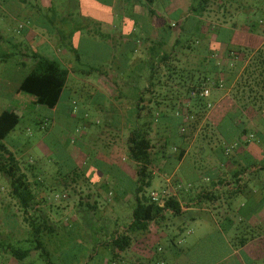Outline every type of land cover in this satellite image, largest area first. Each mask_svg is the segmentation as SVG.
I'll use <instances>...</instances> for the list:
<instances>
[{
    "label": "trees",
    "instance_id": "obj_1",
    "mask_svg": "<svg viewBox=\"0 0 264 264\" xmlns=\"http://www.w3.org/2000/svg\"><path fill=\"white\" fill-rule=\"evenodd\" d=\"M154 1L140 0L134 3V27L130 38L126 39L132 43L129 46L132 53H139L140 47H144L146 54L144 58L133 54L131 66L124 71L137 72L146 63L152 73L143 86L139 82L135 85L139 90L138 97L131 99L134 109L127 113L126 118L127 153L137 164L131 223L111 231L107 229L106 234L100 238L106 254L105 250H101L99 257L91 260L89 264H132L126 260L128 251L139 235L149 229L152 222L163 220L166 211L174 217L187 215V212L182 211V203L177 196H169L164 204L160 205L153 201L145 190L152 184L156 159L173 157L172 152L168 151L170 140L176 137L182 139L181 146L176 147L180 151L175 153L177 160H180L185 153V146L194 139L201 122L210 110V95L203 94L206 88L211 90L227 87L235 81L234 89L237 93L234 92L233 98L240 108L235 107V104L223 120L214 126L213 135L220 137L221 142L224 141L221 145L222 155H233L232 149H228L229 145L234 148L235 144L246 146L252 137L257 138L262 136L260 133L264 134V0H249L248 4L235 0H195L187 10H181L177 18L164 17L161 25L156 23L158 15L149 4L153 5ZM126 5L123 0V11L128 9L124 8ZM213 10L222 11V19H207V14ZM248 10L256 14V19L249 17ZM235 12L248 15H241L244 26L242 31L239 30L237 21L229 24L228 18H232ZM140 20L145 22L149 29L147 35L136 33ZM62 36L66 35L59 36L61 43L64 40ZM8 39L12 41V37ZM21 55L29 58L32 64L29 71L20 77L21 81L14 96L20 93L28 94L33 97L34 104L54 109L61 101L73 66L68 68L60 60L34 49L31 54L21 50ZM191 56L200 59L196 64L201 66L189 67L187 62ZM11 57L12 52L6 51L3 55L5 62ZM225 59L229 60L228 64L224 62ZM247 60L248 63L242 68ZM23 61L22 65L27 67L26 60ZM95 70L101 72L102 68L92 67L87 73ZM111 70L106 69L105 76H109ZM239 73L240 76L236 79ZM103 96L106 98L105 94ZM27 103L28 100L21 99L16 108L5 109L0 114V172L9 180L10 196L17 202L24 221L28 224L29 231L24 241H37L35 248L23 250L9 247V252L18 261H24L34 249L42 250V254L49 258L54 256L53 246L60 235V222L57 223L51 216L52 209L58 206L49 203L43 195L40 196L41 192L39 193L36 187L42 188L43 182L38 181L37 176L34 181L30 180L29 171H34L33 164H24L18 156V151L13 150L11 144L4 141L18 126L23 115L20 107ZM113 105L112 103L111 106ZM250 106L258 108L262 114L254 125L242 112ZM45 121H40L41 126H46ZM158 122L167 124L169 131L166 135L156 138L154 130ZM238 191L236 188L230 193L236 194ZM199 199L213 201L217 196L202 194ZM234 229L236 234L229 244L230 251L244 246L250 239L249 235L237 233L241 230L238 226ZM218 234H221V231H218ZM170 242L171 247L175 243L173 238ZM220 244L222 247V242ZM97 245L98 243L94 246L95 249ZM84 249L81 252L86 255ZM225 250L224 247L221 248V252ZM163 254L160 252L154 256L155 264L165 263L167 259ZM76 255L74 254L68 263L61 264H80L82 258L86 257L78 258ZM222 259L219 257L213 264H237L236 259Z\"/></svg>",
    "mask_w": 264,
    "mask_h": 264
},
{
    "label": "rangeland",
    "instance_id": "obj_2",
    "mask_svg": "<svg viewBox=\"0 0 264 264\" xmlns=\"http://www.w3.org/2000/svg\"><path fill=\"white\" fill-rule=\"evenodd\" d=\"M124 1L127 3L124 8L128 9L123 11L121 9L123 0H118L116 16L111 19L109 14L100 11L95 12L94 3L88 2V0H53L54 8L60 6L62 9L66 7L69 10L80 5V8H77L79 17L75 18L74 22L89 25V29H92L95 35L91 36V34L86 33L83 35L62 36L64 40L61 43L60 51L72 58L73 65L66 91L62 96V106L67 108L70 103L71 110L74 113L66 114L67 109L66 112H56L46 106L33 104V97L22 93L25 96L23 100H28V103L20 107L23 112L22 118L15 130L4 140L7 144L18 147L16 149L18 156L24 164H33L34 171H29V175L33 181L36 179L33 174L41 178L43 186L41 185L42 188L36 187V189L39 193L42 192L49 203L58 206V208L54 207L51 212L57 223L60 221V235L53 246L54 256L49 258L42 254V250L37 251L34 249L33 253L24 262L20 261V264L32 262L36 264L68 263L72 256L77 254L90 240L93 241L97 237L102 238L107 229L111 231L120 228L125 224L127 216L131 213V205L135 202V195L129 197V194H114L107 187L101 189V196L96 195L94 197L89 194L91 190L95 191V185L110 180L109 175L112 171L105 164L104 154L102 153L108 151L107 144L112 141L110 137L115 134L117 120L122 117V114H115L112 108L120 102L124 104L125 101L112 99L111 102L114 105L111 106L108 98H104L103 92L108 89L113 97L120 95L126 98L130 95V90L137 94L139 90L136 89L135 85L139 82L143 86L147 78L152 75L151 69L146 63L137 72L124 71L131 66L133 54L139 58H144V54H146L144 47H140L139 53H132L129 47L132 43L126 40L130 38L134 27L132 18L134 3L140 0ZM235 1H243L248 4L249 0ZM194 2L195 0H157L153 5L152 3L149 4L158 15L156 23L161 25L164 17L175 19L180 15L181 10H187ZM247 13L250 14L249 17L256 19V14L253 11L248 10ZM81 14L85 15L84 19L81 18ZM240 14L246 15L244 12ZM56 15L60 17L59 19L65 16L63 13ZM241 15L235 12L232 18H228V21L229 24L237 21L239 30L242 31L244 26H242L243 18ZM222 17V11L213 10L207 14V19H222ZM139 22L140 25L137 27L136 33L147 35L149 29L145 26V22L142 20ZM136 24L135 26H137ZM84 30L89 32L87 28ZM6 33L4 52L0 43V102H3L7 109L13 102V95H15L20 77H23L29 71L31 64H28L27 67L18 64L21 57L22 61L24 60V56L14 50L12 41L8 39L16 34L10 31ZM36 37L40 39L41 36ZM26 44L22 45V51H28V54H31L32 49L27 42ZM6 51L12 52V57L4 65L3 53ZM125 53L127 58H125ZM26 60H28L27 57ZM199 60L196 56H191L189 62H187L188 66H201L196 64L199 63ZM92 67H98V69L101 67L102 71L95 70L88 74L87 72ZM106 69L108 71L112 69L109 72V76L112 77L111 82L105 79L104 71ZM217 91L220 93V90ZM215 92L216 89H211L210 95L214 94L218 98L217 96L220 94L216 95ZM99 107L104 110L98 112ZM85 111L89 113L86 118H84ZM127 112L124 113L126 118L128 116ZM205 118L200 124V126H203L201 131L199 126L196 133L198 147H201L206 139L211 138L215 141L218 137L213 135L215 129L212 121ZM41 120H46L48 124L41 126ZM109 121H112L110 126L108 125ZM86 123L88 124L86 125ZM157 129L159 128H155V133L163 132L161 129L156 131ZM125 133L128 134V131H125ZM156 171L158 174L162 172V170ZM158 174L153 177L151 186L146 187V194L153 189L161 191L162 181ZM9 191V180L0 172V197L5 196ZM226 199L229 201L228 205L231 208L229 211L230 217L235 221V210L241 204V197L236 196L232 199ZM100 200L101 203H104V206L94 208L95 201ZM206 203L210 204V201H200L199 205L203 209ZM2 212L3 209L0 205V216ZM193 214L204 225L192 224L193 226H191V224L184 223L181 226L182 229H180L176 225L179 222L177 217L169 216V220L162 221L161 227L167 233L162 243L169 250L170 239L175 236V251L179 248L185 250L184 253L177 252L183 260L185 259L186 264L215 262L218 260V256L221 255V237L216 233L215 226L211 227L213 225L211 212L205 209L190 212L186 222L191 220L189 218ZM221 221L223 224L224 219ZM189 227L194 228V233L187 234ZM14 229L11 224L0 226V233L2 234L0 235V264L4 261V255L12 257L10 252L5 254L3 248L9 249V247L14 246L24 250L37 246L36 240L30 243L23 239L17 243L12 242L4 232L16 233ZM206 232L209 234L205 235Z\"/></svg>",
    "mask_w": 264,
    "mask_h": 264
},
{
    "label": "crops",
    "instance_id": "obj_3",
    "mask_svg": "<svg viewBox=\"0 0 264 264\" xmlns=\"http://www.w3.org/2000/svg\"><path fill=\"white\" fill-rule=\"evenodd\" d=\"M88 2L94 3L95 12L100 11L109 14L111 19L116 16L115 13L117 12L118 0H88ZM155 2H157V0H155L154 3ZM122 3L123 2H121V5ZM77 8H80V5L76 8H70L69 10L66 7H63L62 9L60 6L54 8L53 0H0V43L3 52L6 42V32L10 31L13 34H16L15 36H12V44L14 50L20 55L22 45H27V42L32 50H40L41 53L52 56L60 60L64 66L71 68L73 66L72 58L61 53V41L59 36L83 35L86 33L95 35V32H93L92 29H89V25L74 22V19L79 17ZM60 13L65 15L62 19H59L60 17L56 15H60ZM81 18L84 19L85 15L81 14ZM86 28L89 32L84 30ZM36 36L41 37L38 39ZM24 59L26 60V57H24ZM141 60L142 59H140V61ZM26 62L27 64H32L29 58ZM224 62L228 64L229 60L225 59ZM247 63L248 60L245 61L242 68H244ZM3 64L5 65L4 58ZM18 64L22 66V57ZM239 76L240 73L237 75V78H235L238 79ZM105 79L111 82L110 76H105ZM20 81L21 79L18 81L17 88ZM234 84L235 81H233L231 86L214 88L216 89V95L219 93L217 90H220V97L217 96L218 98H216L214 94L210 95L212 96L209 101L210 110L205 119H210L214 126L218 125L220 121L223 120L226 113L231 111L235 104V107L238 109L240 108L233 99V94L235 92ZM65 91L66 88L64 89L62 96ZM105 91L106 92H103V94H105L106 99L108 98V101L111 104L112 99L125 101L124 104L120 102V104L113 108L115 114H122V117L117 120L115 134L114 136L111 135L110 139H112V141L107 144L108 151H103L104 153H102L104 154L103 158L105 164L112 171L109 175L110 180L109 182L107 181L106 183L95 185V191L91 190L89 194H92L94 197H96V195L101 196V189L107 187L114 194H129V197H132L136 190L137 164L129 158L127 153L126 139L128 134H126L125 131L128 130L126 128L127 119L124 113L127 112V110L129 112L134 109V107L131 106L133 105L131 99L138 97V93L136 94L132 92L133 90H130V95L124 98L120 95L113 97V95L108 92V89ZM235 93H237V91ZM23 98H25V96L22 93L17 96L13 95V102L7 109L16 108L18 105L17 103ZM127 100H129V102H127ZM5 109V104L0 102V114ZM66 109L68 110L66 114H72L73 111L71 112L70 103L67 105V108L66 106L63 107L61 97V101L53 110L56 112H66ZM102 110L104 109L100 107L98 108V112ZM242 112L245 115L243 116L252 122L251 124H256V120L262 115L258 108L253 106L243 109ZM88 116V111H85L84 118ZM52 121L54 122V119ZM112 121L108 122L109 126L112 125ZM45 124L47 125L48 123L45 121ZM87 124L88 123H86V125ZM202 127L203 126L201 125L200 131ZM155 128H159L163 131L159 134L158 132L154 133L156 134V138L166 135L169 131L167 124L164 123L158 122L155 125ZM159 129L156 131H159ZM260 134L262 136L257 138L252 137L249 144L246 146L244 144H235L236 148H234L233 145H229L228 149L231 148V153H233V155L229 157L221 154L223 148L221 145L224 141L221 142L220 137H217L215 141L208 138L204 141L201 147H198L196 144V134L192 142L188 146H185V153L180 160H177L175 153L178 154L180 151L178 148L182 144V139L176 137L170 140L171 146L168 147V151L172 152L173 157L170 159L157 158L153 167L154 176L158 174L156 170H162V172L158 174L162 181L160 189L162 190L170 187L173 194L181 201L182 211L187 212V215L177 216L179 222L176 225L178 228L182 229L181 226L184 223L191 224V226H193L192 224L204 225L195 214L189 218L191 219L189 222H186V220L190 212L204 209L210 211L211 220L213 221L211 227L215 226L217 234L218 231H221V234H218L219 237H221L220 242L223 244L221 248L224 247L226 249L221 252V255L218 257H222V260L236 259L237 264H264V134ZM176 147L178 148L176 149ZM11 148L16 151V147L11 145ZM33 176L35 177V174H33ZM37 178L38 181H41V178ZM121 179L124 181H121ZM30 180L33 181L31 177ZM236 188L239 191L236 194H231L230 192ZM154 190L157 191L158 189H153L152 191ZM151 192H149L148 195ZM202 194L216 195L217 199L210 201V204L206 203L202 209L199 205V198ZM40 196H42V192L40 193ZM236 196L241 197V204L235 210L236 220L234 221V219L232 220V217H230L229 211L231 208L229 207V201L226 198L232 199ZM101 202L102 201L100 200L94 204L96 205V208L104 206V203ZM0 205L3 209L2 215L0 216V226L11 224L16 231V233H12L11 231H5L4 233L12 242L17 243L22 239L24 240L28 234L29 227L24 221L23 214L17 202L10 196V191L6 193L5 196L0 197ZM131 207L133 208V204ZM51 216L53 219L54 216L52 214ZM165 216L167 218L165 217L161 221L152 222L149 229L139 235L138 240L133 243L128 251L126 256L127 262L130 261L132 264H155L153 261L155 258L154 256L163 252L164 257L167 260L162 264L187 263L177 252L184 253V249L179 248L175 251L176 244L173 243V247L171 246L169 250H167L166 246L162 243L167 234L161 227L162 221L165 222L169 220V216L172 215L170 212L166 211ZM223 219L224 223L222 224L221 220ZM129 223H131V213L127 216L125 224H123L121 228ZM237 226L241 228L237 233L239 235H249L250 239L244 246L230 251L229 244L236 234L234 228ZM223 228L226 229L224 230ZM192 233H194V228L189 227L187 234ZM208 234L209 233L206 232L205 235ZM0 235L2 234L0 233ZM172 238L175 242L176 237L173 236ZM96 243H98V245L95 249L94 246ZM103 247V244L100 242V237H97L93 241L90 240L89 243L81 248V250L85 248L86 255L82 254L81 250H79L76 257L82 258L86 256L82 258L80 264H89L91 260H95L99 257L102 252L101 250H105ZM2 250L5 254L6 252L9 253V249L3 248ZM20 263L21 262H18L13 256L9 257L4 255V261L1 264ZM208 264H213V262Z\"/></svg>",
    "mask_w": 264,
    "mask_h": 264
},
{
    "label": "built area",
    "instance_id": "obj_4",
    "mask_svg": "<svg viewBox=\"0 0 264 264\" xmlns=\"http://www.w3.org/2000/svg\"><path fill=\"white\" fill-rule=\"evenodd\" d=\"M205 96L210 95V88H206L203 93ZM174 195L171 188L167 187L162 189L161 191H152L150 193V196L153 201L157 202L160 205H163L165 202V199L168 198L169 196Z\"/></svg>",
    "mask_w": 264,
    "mask_h": 264
}]
</instances>
